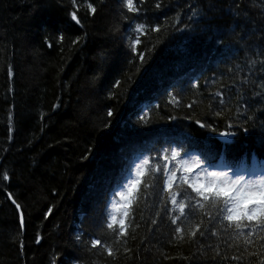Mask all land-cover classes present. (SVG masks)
<instances>
[{
    "label": "trees",
    "instance_id": "1",
    "mask_svg": "<svg viewBox=\"0 0 264 264\" xmlns=\"http://www.w3.org/2000/svg\"><path fill=\"white\" fill-rule=\"evenodd\" d=\"M134 3L142 11L128 12L122 0H76L75 7L72 0H0V264L264 261V239L253 235L245 245L199 212L178 224L187 229L202 220L204 237L177 240L170 218L179 213L166 199L161 173L153 172L169 163L163 157L172 148L207 153L209 170L251 167L253 155L264 159V100L255 95L264 92L256 87L264 83V0ZM136 23L161 30L140 35L133 53ZM245 114L254 119L244 121ZM228 117L248 131L222 144L214 135L229 130ZM145 159L142 179L154 187L140 185L128 235L118 238L106 228L112 201L133 162ZM9 193L21 205L24 228ZM92 239L102 244L92 248ZM210 244L219 245L221 256L213 259Z\"/></svg>",
    "mask_w": 264,
    "mask_h": 264
},
{
    "label": "snow or ice",
    "instance_id": "2",
    "mask_svg": "<svg viewBox=\"0 0 264 264\" xmlns=\"http://www.w3.org/2000/svg\"><path fill=\"white\" fill-rule=\"evenodd\" d=\"M143 4V0H139ZM73 6L76 5V0H72ZM123 7L131 13H139L142 11L140 7L134 3V0H122ZM88 9L92 12H96V8L91 3L87 5ZM157 8H160V3L156 4ZM235 9H241L239 2L234 5ZM231 10V7H230ZM195 11L193 15H195ZM71 19L77 24H81V20L77 16V12L70 13ZM132 30L137 34L135 38L130 40V47L133 53L137 52V45L141 43L139 36L147 34L148 31L159 32L161 29L157 26H147L143 23H136L132 26ZM62 40L63 37H60ZM79 41H73L78 43ZM51 46V45H49ZM138 59L143 62L145 57L143 53L138 55ZM256 61H250V64H255ZM261 66H264V60H260ZM101 71L103 69L101 68ZM249 81L245 78L243 83ZM254 83V82H253ZM120 81H116L114 87H119ZM261 89H264V83L256 85ZM217 97H221L219 103L225 104L223 95L221 92L214 94ZM256 96L261 97L264 100V92L255 93ZM175 99V98H173ZM195 103V102H193ZM191 107L192 105H188ZM223 110L216 111L215 116L222 115ZM112 111H108L107 116L111 117ZM240 112H237V116H240ZM230 122L227 124L228 131L219 132L218 135L224 138L223 142L228 144L231 142L230 138H234L239 134L241 128L247 132L248 128L244 127L243 123H236L232 121L231 117L227 118ZM244 121H251L254 119L253 115L245 114L242 118ZM197 123L201 128H206L213 133H216V129L207 122ZM235 129V130H233ZM164 160L171 163L175 161L171 167L169 163L163 165V168L157 164L153 168V172L161 173L163 178V190L167 192V201L170 202L172 208L179 214L170 218L171 223L176 225L174 229V236L179 241H193L197 238L198 234L200 238L205 235V229H203V221L191 225L187 229L183 227V222L178 224V221L188 220V218L194 213L199 212L203 216H207L209 221L218 222L225 233H230L231 239L239 240L243 238L245 245L250 244L251 237L257 235L260 239H264V236H259L260 233H264V159H257L255 155L251 158V167H248L246 163L241 162L236 166L228 165L223 170H209V167H205L208 162L207 153H201L200 155H190L185 152L183 155L181 151L176 148H172L169 155L163 157ZM149 164L147 159L143 160L141 164L136 166V178L129 180L127 184L123 186V190L115 193L119 197V201L113 200L111 205V211H109L106 228L111 230L118 238L126 237L128 235V224L126 221L130 216V209L136 202V193L140 189V185L143 183L145 190L154 187V184H149L143 181L145 176V166ZM180 173V175H177ZM152 180L159 181L160 177L152 175ZM10 179L9 174L5 171L3 173V180L8 181ZM186 185V188L183 186ZM175 186V189H174ZM188 189L191 191L189 192ZM8 199L15 205L19 212L20 227H25V218L21 205L12 197L11 193L8 194ZM227 222V223H225ZM153 225L158 223L157 219L151 221ZM138 226V225H137ZM247 229V231H245ZM211 236H217V230L210 231ZM76 239L80 240V235H77ZM39 243V239L37 240ZM101 239H92L91 247L96 248L101 245ZM21 247L23 244L21 243ZM104 250L108 256H114L116 253L112 247L103 245ZM209 248L215 252L216 257L221 256L219 251V245H208ZM229 247H232L230 244ZM245 251L247 249L245 248ZM254 254V253H253ZM228 259L227 255L222 257ZM232 260L239 261L241 257L239 255H232ZM264 264V261H262Z\"/></svg>",
    "mask_w": 264,
    "mask_h": 264
},
{
    "label": "rangeland",
    "instance_id": "3",
    "mask_svg": "<svg viewBox=\"0 0 264 264\" xmlns=\"http://www.w3.org/2000/svg\"><path fill=\"white\" fill-rule=\"evenodd\" d=\"M203 59L206 61V56H203ZM180 61H181V60H180ZM205 63H206V62H205ZM171 64H173V61H172ZM171 68L173 69V67H171ZM138 164H140V163L137 162V163L133 164L134 166L131 165V166H133V167H132L131 171L129 172V174L127 175V177H126V181H125L124 185L127 184L129 180H134V179L136 178V171H137L136 166H137ZM124 185H123V186H124ZM123 186H122L120 189H118L117 192L123 190ZM115 200H116V199H115ZM117 201H119V197H118Z\"/></svg>",
    "mask_w": 264,
    "mask_h": 264
},
{
    "label": "water",
    "instance_id": "4",
    "mask_svg": "<svg viewBox=\"0 0 264 264\" xmlns=\"http://www.w3.org/2000/svg\"><path fill=\"white\" fill-rule=\"evenodd\" d=\"M215 138L218 139L220 142H223L224 138L219 137L218 134L215 135ZM231 139V138H230ZM224 143V142H223Z\"/></svg>",
    "mask_w": 264,
    "mask_h": 264
},
{
    "label": "bare ground",
    "instance_id": "5",
    "mask_svg": "<svg viewBox=\"0 0 264 264\" xmlns=\"http://www.w3.org/2000/svg\"><path fill=\"white\" fill-rule=\"evenodd\" d=\"M133 164H135V163L133 162Z\"/></svg>",
    "mask_w": 264,
    "mask_h": 264
}]
</instances>
